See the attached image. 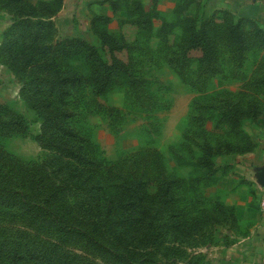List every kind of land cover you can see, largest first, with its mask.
<instances>
[{"label": "rangeland", "instance_id": "obj_1", "mask_svg": "<svg viewBox=\"0 0 264 264\" xmlns=\"http://www.w3.org/2000/svg\"><path fill=\"white\" fill-rule=\"evenodd\" d=\"M24 1L59 7L51 19L56 39L82 38L100 47L92 31L99 16L106 18L104 28L120 46L117 56L125 69L104 88L85 57L40 60L83 78L62 104L72 113L74 141L90 158L81 167L101 183L102 197L122 203L135 181H145L151 194L169 182L188 215L187 225L199 221L196 236H186L180 249L204 264H213L249 238L251 225L238 221V215L243 207L258 208L261 214L264 197L258 179L264 168V41L251 25L264 29V0H118L117 5V0ZM11 11L0 0V186L34 194L43 205L48 200L80 227L74 192L66 188L50 196L45 187L55 182L53 152L37 140L42 120L28 97L33 77L25 74L32 67L4 49L16 18ZM223 11L241 24L243 38H231L229 18L218 15L210 32L215 58L207 64L201 51L187 52L190 26L194 19ZM52 102L58 104V99ZM20 120L17 126L10 124ZM3 215L17 223L10 229L36 231L17 210L0 208V221L12 226ZM98 243L91 245L93 255L88 249L68 248L81 256H96L98 245L112 248L102 238ZM97 254L87 259L111 263ZM153 264L172 263L159 255Z\"/></svg>", "mask_w": 264, "mask_h": 264}, {"label": "trees", "instance_id": "obj_2", "mask_svg": "<svg viewBox=\"0 0 264 264\" xmlns=\"http://www.w3.org/2000/svg\"><path fill=\"white\" fill-rule=\"evenodd\" d=\"M4 1L16 16L6 34L4 49L18 59L19 56L26 58L32 67L25 74L33 77L28 97L42 120L37 140L53 152L50 165L55 182L45 187L50 190V196L70 188L77 198L75 214L83 223L78 227L75 219L73 221L58 211L48 200L43 205L44 202L34 194L9 192L0 186V208L17 210L22 220L36 230L10 229L17 223L3 215L12 226L0 221V264H98L87 259L91 255L84 252L86 256H81L68 247L88 249L93 255L94 245L99 244L101 238L109 241L112 248L98 245L96 252L108 258L110 264H153L159 255L168 258L172 264H204L197 256L186 255L180 249L179 244L185 243L186 236L189 239L196 236L199 221L194 227L187 225L185 217L188 215L179 208L169 182L162 183L157 192L151 194L145 181H135L128 188H132L128 200L117 203L113 197L103 198L101 183L81 167L90 162V158L74 141L76 132L71 126L72 113L62 103L70 95L71 87L83 78L49 62L40 63V60L43 57L49 60L51 57H85L95 70L99 86H108L125 67L117 56L121 50L118 42L104 28L106 18L97 16L93 19L92 31L100 41V47H96L82 38H55L56 30L51 19L59 7L55 8L54 3L39 7L24 0ZM61 1L55 2L59 5ZM104 2L107 0L101 4ZM113 4L117 5L118 0ZM220 14L230 20V37L243 38L241 24L233 23L234 19L227 11L216 12L208 19H194L187 52L201 51L207 64H212L215 58L210 32ZM251 25L264 41V29L255 22ZM55 98L58 104L52 102ZM21 123L20 120L10 124L17 126ZM206 152L210 154V149ZM208 163L206 169L211 167ZM173 242L174 246H166V243ZM97 253L91 257L97 258Z\"/></svg>", "mask_w": 264, "mask_h": 264}, {"label": "crops", "instance_id": "obj_3", "mask_svg": "<svg viewBox=\"0 0 264 264\" xmlns=\"http://www.w3.org/2000/svg\"><path fill=\"white\" fill-rule=\"evenodd\" d=\"M261 193L264 195V189ZM257 209L242 208L238 221L251 225L249 238L241 240L234 248L227 249L222 255L223 258L219 256L220 259H215L213 264H264V212L261 211L260 214ZM244 253L246 256H243Z\"/></svg>", "mask_w": 264, "mask_h": 264}, {"label": "water", "instance_id": "obj_4", "mask_svg": "<svg viewBox=\"0 0 264 264\" xmlns=\"http://www.w3.org/2000/svg\"><path fill=\"white\" fill-rule=\"evenodd\" d=\"M259 182L262 186H264V168L260 171L258 175Z\"/></svg>", "mask_w": 264, "mask_h": 264}, {"label": "built area", "instance_id": "obj_5", "mask_svg": "<svg viewBox=\"0 0 264 264\" xmlns=\"http://www.w3.org/2000/svg\"><path fill=\"white\" fill-rule=\"evenodd\" d=\"M261 210L264 212V198L261 201Z\"/></svg>", "mask_w": 264, "mask_h": 264}]
</instances>
